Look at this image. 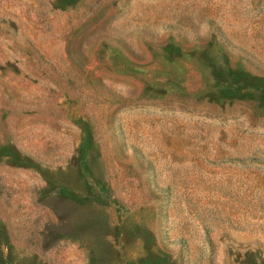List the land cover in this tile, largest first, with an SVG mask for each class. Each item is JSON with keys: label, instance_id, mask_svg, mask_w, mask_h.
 Here are the masks:
<instances>
[{"label": "rangeland", "instance_id": "obj_1", "mask_svg": "<svg viewBox=\"0 0 264 264\" xmlns=\"http://www.w3.org/2000/svg\"><path fill=\"white\" fill-rule=\"evenodd\" d=\"M0 264H264V0H0Z\"/></svg>", "mask_w": 264, "mask_h": 264}]
</instances>
